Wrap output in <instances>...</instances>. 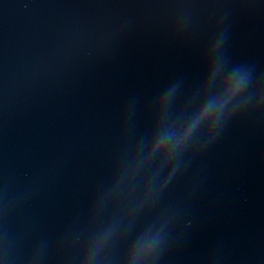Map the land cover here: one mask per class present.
<instances>
[{"label":"water","instance_id":"95a60500","mask_svg":"<svg viewBox=\"0 0 264 264\" xmlns=\"http://www.w3.org/2000/svg\"><path fill=\"white\" fill-rule=\"evenodd\" d=\"M0 264H264V0H0Z\"/></svg>","mask_w":264,"mask_h":264}]
</instances>
